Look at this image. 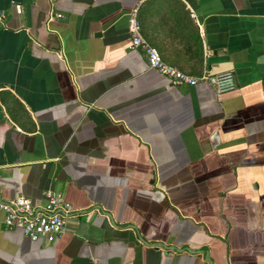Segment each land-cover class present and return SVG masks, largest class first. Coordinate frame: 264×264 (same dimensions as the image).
<instances>
[{
	"label": "crops",
	"instance_id": "1",
	"mask_svg": "<svg viewBox=\"0 0 264 264\" xmlns=\"http://www.w3.org/2000/svg\"><path fill=\"white\" fill-rule=\"evenodd\" d=\"M46 190L63 231L0 223V264H264V0H0V200Z\"/></svg>",
	"mask_w": 264,
	"mask_h": 264
},
{
	"label": "built area",
	"instance_id": "2",
	"mask_svg": "<svg viewBox=\"0 0 264 264\" xmlns=\"http://www.w3.org/2000/svg\"><path fill=\"white\" fill-rule=\"evenodd\" d=\"M59 16V15H58ZM130 46L139 47L145 54L149 68L177 85H195L208 83L216 93L231 91L235 87L231 70L211 72L205 68L199 76L189 75L167 64L157 49L139 34V22L131 12L128 26ZM73 211L71 205L63 199L61 192L46 190L40 205L33 204L27 197L19 195L10 200H0V223L4 228H17L31 241L51 242L63 231L68 214Z\"/></svg>",
	"mask_w": 264,
	"mask_h": 264
}]
</instances>
